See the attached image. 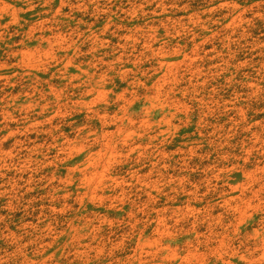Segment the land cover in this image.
I'll list each match as a JSON object with an SVG mask.
<instances>
[{
	"label": "rangeland",
	"instance_id": "rangeland-1",
	"mask_svg": "<svg viewBox=\"0 0 264 264\" xmlns=\"http://www.w3.org/2000/svg\"><path fill=\"white\" fill-rule=\"evenodd\" d=\"M0 264H264V0H0Z\"/></svg>",
	"mask_w": 264,
	"mask_h": 264
}]
</instances>
